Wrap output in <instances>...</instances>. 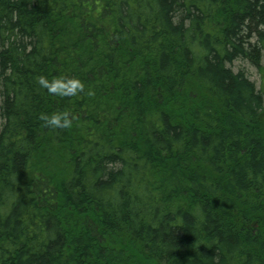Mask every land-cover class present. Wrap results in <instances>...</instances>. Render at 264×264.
<instances>
[{
  "label": "trees",
  "instance_id": "trees-1",
  "mask_svg": "<svg viewBox=\"0 0 264 264\" xmlns=\"http://www.w3.org/2000/svg\"><path fill=\"white\" fill-rule=\"evenodd\" d=\"M263 50L264 0H0V264H264Z\"/></svg>",
  "mask_w": 264,
  "mask_h": 264
},
{
  "label": "clouds",
  "instance_id": "clouds-1",
  "mask_svg": "<svg viewBox=\"0 0 264 264\" xmlns=\"http://www.w3.org/2000/svg\"><path fill=\"white\" fill-rule=\"evenodd\" d=\"M39 83L50 94L58 96H75L84 88L83 83L76 78L60 77L49 81L41 77ZM40 119L44 121L45 126L54 129H67L72 125V118L67 112L41 114Z\"/></svg>",
  "mask_w": 264,
  "mask_h": 264
},
{
  "label": "rangeland",
  "instance_id": "rangeland-1",
  "mask_svg": "<svg viewBox=\"0 0 264 264\" xmlns=\"http://www.w3.org/2000/svg\"><path fill=\"white\" fill-rule=\"evenodd\" d=\"M232 68L234 71L242 70L247 75L248 79L255 84L256 89L262 94L264 100V50L262 52V59L259 67H253L248 63L235 62ZM262 121L264 125L263 118Z\"/></svg>",
  "mask_w": 264,
  "mask_h": 264
}]
</instances>
